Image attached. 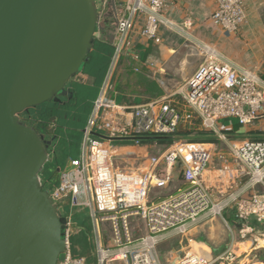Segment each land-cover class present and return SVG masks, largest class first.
<instances>
[{
    "label": "built area",
    "instance_id": "built-area-1",
    "mask_svg": "<svg viewBox=\"0 0 264 264\" xmlns=\"http://www.w3.org/2000/svg\"><path fill=\"white\" fill-rule=\"evenodd\" d=\"M175 1L128 0L121 6L117 0H111L117 25L110 71L85 128L81 156L60 172L59 183L50 192L51 198L58 208L70 198L71 208L89 210L97 244V264H106L108 259L130 264H166L159 253L163 234L170 231L185 234L206 212L220 216L230 203H235L240 227L232 232L225 250L210 256L187 251L179 260L168 264H264L255 254L264 247V138H246L234 143L230 146L232 166L218 168L216 178L246 181L250 191L247 198L244 193L231 195V202H215L206 182L215 156L214 144L205 147L177 140L160 155L147 157L146 165L139 164L135 169L115 165L114 142L130 141L144 147L142 137L174 136L183 124L210 132L221 142L227 141L228 125L223 122L226 120H237L243 128L261 123L264 133V88L259 77L249 70L238 71L207 45L203 46V63L181 90V106L166 98L122 105L108 97L110 81L121 58H139L134 32L137 19L143 18L139 36L145 42H152L162 26L177 28L164 17L167 6ZM211 1L215 6L213 19L224 32L238 34L247 22L245 0ZM134 71L139 72L140 68L135 67ZM95 133L109 139L96 137ZM220 159L224 160V156L220 155ZM179 166L184 187L158 201H150L149 192L161 168H166L164 176L169 182ZM71 215L70 211L62 215L67 219V255L58 264H88L84 257L75 258L71 254ZM136 223H143L144 234L137 236ZM102 227L111 233L109 248H103Z\"/></svg>",
    "mask_w": 264,
    "mask_h": 264
},
{
    "label": "water",
    "instance_id": "water-1",
    "mask_svg": "<svg viewBox=\"0 0 264 264\" xmlns=\"http://www.w3.org/2000/svg\"><path fill=\"white\" fill-rule=\"evenodd\" d=\"M99 22L96 0H0V264L66 259L67 219L40 177L52 141L20 115L71 95Z\"/></svg>",
    "mask_w": 264,
    "mask_h": 264
},
{
    "label": "crops",
    "instance_id": "crops-1",
    "mask_svg": "<svg viewBox=\"0 0 264 264\" xmlns=\"http://www.w3.org/2000/svg\"><path fill=\"white\" fill-rule=\"evenodd\" d=\"M127 1L117 0L121 6H125ZM101 2L103 13L105 14V22L107 23L109 19L107 17L110 15L108 10L110 11V8L113 7L110 4L111 0H102ZM245 10L247 13L245 26L238 34L231 35L224 32L213 19L215 6L211 0H177L170 3L164 12V17L174 22L177 28L172 30L162 26L157 39L152 42H145L139 36V31L143 26V18L140 16L136 21L134 32L136 33L135 39L141 59L139 60L138 58L136 62L129 58V60H123L124 64L119 69L124 72V76L126 71L134 70L133 68L135 67H139L143 71L146 70V77L153 80L160 89H164L162 87L164 84L161 82L164 83L165 80L168 83L166 76L171 71L168 63L176 62V60L180 62L182 60L181 57L184 56L182 55L183 49L188 44L197 48L200 51L199 55L203 57V46L207 45L212 46L219 54L220 59L228 62L238 71L245 69L256 73L260 79L261 87L264 88V0H245ZM184 62L185 60L182 61V64ZM199 67L192 68L188 72L176 67V69H173L175 71L172 72L170 80L175 82L180 80L178 82H184L183 85L179 88L174 87L169 93L162 91L163 95L160 97L153 99L147 97L148 100L145 103L166 98L181 106L183 104L181 90L198 71ZM223 122L228 125L226 134L234 143L246 138H264L263 124L261 123L243 128L237 120H226ZM195 130H198L197 127L187 124L181 125L179 134L182 137L179 140L190 138ZM154 147V145L137 147L134 144L124 146L121 150H135L129 151L133 156L124 159L128 169H135L139 164L146 165L148 162V151ZM220 155H223L226 161L216 164L217 166L211 163L206 174V182L214 201L228 200L231 202L230 196L239 193H244L243 196L247 198L250 191L247 190L246 181L229 182L216 178L218 168L232 166V161L229 162L230 157L226 156V153ZM165 171L166 168L162 167L161 173H165ZM184 185L185 182L178 188L184 187ZM168 195L158 197L154 201H158ZM236 208L235 203H230L220 216H213L210 212H206L197 224L188 228L185 234H179L177 231L163 234L159 245V253L164 263L168 264L179 260L187 251H196L210 256L212 253L219 254L225 250L232 239V232L237 231L240 227L236 217ZM110 246H112V241H110ZM165 247L169 249L163 250ZM113 262L112 264L128 263L124 261Z\"/></svg>",
    "mask_w": 264,
    "mask_h": 264
},
{
    "label": "trees",
    "instance_id": "trees-1",
    "mask_svg": "<svg viewBox=\"0 0 264 264\" xmlns=\"http://www.w3.org/2000/svg\"><path fill=\"white\" fill-rule=\"evenodd\" d=\"M98 11L100 12V10ZM99 27L101 36L100 38H95L84 69L68 84L71 94L70 100L58 108L51 107L52 103L48 102L42 105L46 107L45 111H36L34 108L28 113L30 117L31 115L33 116V119H38L45 124L51 122L53 116L58 117V121L55 123L56 131L53 134L54 140L48 150L49 160L40 175L42 185L48 192H51L58 185V176L65 169L68 162L77 161L80 158L85 128L92 116L96 100L100 96L110 71L115 54L114 36L116 28L111 29L109 20ZM110 32H112L111 35L109 34ZM138 53L140 54V52ZM126 59L128 57H122L116 68L119 69L124 64L123 60ZM140 59L141 56H139ZM131 60L133 61V59ZM134 61L136 62L137 60ZM125 67L127 68V66ZM146 72V70L143 71L141 69L139 72L128 70L121 79H117L114 72L110 88L111 86L115 88L114 93L116 94L113 97L118 104L136 105L138 102L142 104L148 100L147 96L149 95L154 93H156V97L163 95L157 84L146 77ZM181 137L178 132L176 135L164 137V139L146 136L142 137L141 141L144 144H154L156 141L163 142L170 146L181 139ZM206 140L218 141L215 136ZM115 143L133 144L130 141H116ZM59 206L61 215H63V211H70L72 214L73 210H78L77 208H79H71L70 198ZM80 227V230L76 233L74 232L70 238L71 254L75 258L84 257L88 264H96L98 263L97 244L94 242V227L90 216ZM258 256L261 262L264 263V251L260 252Z\"/></svg>",
    "mask_w": 264,
    "mask_h": 264
},
{
    "label": "rangeland",
    "instance_id": "rangeland-1",
    "mask_svg": "<svg viewBox=\"0 0 264 264\" xmlns=\"http://www.w3.org/2000/svg\"><path fill=\"white\" fill-rule=\"evenodd\" d=\"M101 1L102 0H96L98 10H102V12H99L100 22L98 24V28H97V31L95 34V38L100 37L101 34H100V27L99 26L103 25L105 22V14L103 13V6L101 4L102 3ZM108 12L110 13V15L107 18H109L108 20L110 21L111 29H115L116 25H117V18H116L114 9L110 8V11L108 10ZM111 33L112 32H110L109 34L111 35ZM183 50L184 51L182 52V55H184V56L181 57L182 60L180 62H178L176 60V62L168 63L169 69L171 71H170V73H167V76H166V79H168V83L165 80H164V83L161 82L162 84H164V86L161 85L164 88V89H160L161 91L169 93L173 90L174 87L179 88V87H181V85H183L184 82H178L180 80H178L177 82L170 80V78H172L171 77L172 72L175 71L173 69H176V67H177V69L182 68L184 72H188L192 68L199 67L201 65V63H203L204 56L202 57L201 55H199L200 51H198L197 48H195L194 46H191L190 44H188V46L185 47ZM183 60H185L184 64H182ZM120 70L121 69L116 68V70L114 71L115 77H117V79L124 76V72H122ZM114 89L115 88L112 86H111V88L108 89V93H107L108 97L114 98L113 96L116 94V93H114ZM155 94L156 93L149 95L147 97H149V99L156 98ZM136 105H140V103L138 102ZM43 107L44 106H42V105L37 107L36 111H42ZM197 129L198 130H195L194 134L192 136H190V138L186 139L185 142H187L188 144L204 145L205 147H207V145L214 144L216 146V147H214L216 154L213 158L212 165L213 164L216 165V164L222 163V161H224V160L220 159V154L226 153V156L230 157V146H232L234 144V141L231 138H228V136H227V141H225V142H221L219 140L213 142V140L212 141L206 140V139L214 136L212 133L205 132L202 129H200L199 127H197ZM145 145L149 146L150 144H145ZM124 146H131V144L124 145V144L115 143V142L113 143L114 154H115V165L118 167H121L122 169H128V165L125 164L124 159H128V157L133 156V155H131V153H129V151H135V150H133V149L121 150L122 148H124ZM154 146L155 147L152 150L148 151V155H147L148 157L158 156L161 153H163V151L169 147V145L164 144L163 142L160 143L157 141L154 143ZM231 161H232V159L230 158L229 162H231ZM70 163L71 162H68L67 166H69ZM175 171H176V173H174L172 180H170L169 182L166 180V177L164 176V175H166L165 173L160 174L159 178L157 180H155V182L151 186V189L149 192L150 201H154L158 197L168 195V194L172 193L173 191H175L176 188L182 186V184L184 183L183 171H182L180 166L177 167ZM59 176H58V179H59ZM77 209L78 210H73V213L70 217L71 218V227H72L73 233L74 232L76 233L80 230V228H81L80 226L83 224V222L86 219H88V216H89L88 215L89 214L88 209H82V208H77ZM64 212H66V211H63V214H64ZM105 228H103V227L101 228V240L103 243V248H109L110 241H112V239H111L112 236H111V233L108 230H106ZM136 229L138 231L137 236H140V235L145 233L143 223H136ZM94 242H96V238H95ZM168 249H169L168 247H165L163 250H168ZM262 251H264V247H262L259 251H257L255 253L257 255V260H260L258 255ZM96 254L98 257V252H96ZM107 263L112 264L114 262L111 259H108L106 264ZM126 264H128V263H126Z\"/></svg>",
    "mask_w": 264,
    "mask_h": 264
},
{
    "label": "flooded vegetation",
    "instance_id": "flooded-vegetation-1",
    "mask_svg": "<svg viewBox=\"0 0 264 264\" xmlns=\"http://www.w3.org/2000/svg\"><path fill=\"white\" fill-rule=\"evenodd\" d=\"M71 95H69L68 97H64L62 98V102L61 103H57L54 100L50 101L49 103L51 104V107L54 108H58L62 105H64L66 102H68L70 100ZM36 109V108H35ZM46 107H43L42 111H45ZM29 112H26V114H23L22 117L25 119L24 123L29 124L30 126L35 127L39 133L44 136V138L46 139V141H52L54 140V133L56 131V125L55 123L58 121V117L57 116H53L51 118V122H48L47 124L40 122L38 119H33V116L31 115V117L28 114ZM27 115V116H25ZM27 119V120H26Z\"/></svg>",
    "mask_w": 264,
    "mask_h": 264
},
{
    "label": "bare ground",
    "instance_id": "bare-ground-1",
    "mask_svg": "<svg viewBox=\"0 0 264 264\" xmlns=\"http://www.w3.org/2000/svg\"><path fill=\"white\" fill-rule=\"evenodd\" d=\"M262 245L264 246V241H262Z\"/></svg>",
    "mask_w": 264,
    "mask_h": 264
}]
</instances>
